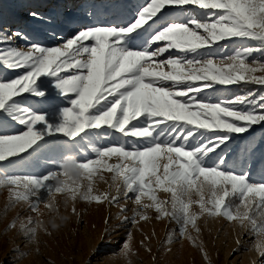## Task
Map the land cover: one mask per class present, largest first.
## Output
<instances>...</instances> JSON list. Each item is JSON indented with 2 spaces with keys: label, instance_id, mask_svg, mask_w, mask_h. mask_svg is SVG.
I'll return each mask as SVG.
<instances>
[{
  "label": "snow or ice",
  "instance_id": "obj_1",
  "mask_svg": "<svg viewBox=\"0 0 264 264\" xmlns=\"http://www.w3.org/2000/svg\"><path fill=\"white\" fill-rule=\"evenodd\" d=\"M169 9L179 10L184 19H165L153 28ZM30 15L39 18L38 13ZM22 36L19 31L0 33V43ZM137 37L142 38L139 46L133 43ZM234 37L255 40L258 46L234 50L223 64L198 52ZM158 42L163 46L154 47ZM169 49L184 55L169 56L166 61L157 59ZM257 51L264 52V0H149L129 21L84 27L60 47L32 44L27 52L12 49L10 60L0 59L6 60L8 67L24 68L25 72L15 79L0 80V110L25 130L0 134V172L5 173L0 176V185L12 186L9 193L13 203L30 201L33 209L42 191L50 194L67 190L73 199L80 193L85 200L118 202L119 196L93 194V176L103 168L113 173V180L122 181L125 198H129L128 193L134 194L141 208L154 207L160 216L175 220L181 233L189 224L196 225L192 204H198L201 213L223 214L242 226L247 222L255 228L253 208L264 214V183L252 182L247 173L224 170L226 154L218 155V162L212 166L206 164L233 134L246 133L264 122V94L247 93L207 102L199 99V93L215 84L264 86V75H254L264 72V64L253 67L248 63ZM188 53L195 55L188 59ZM70 69L76 74L61 75ZM42 75L53 78L61 95H74L68 100L70 107L43 111L33 105L22 106V94L45 97L37 83ZM102 129L142 138L147 146L98 147L93 149L94 159L76 157L69 148L61 157L62 163L55 165L62 171L48 170L45 175L6 174L2 167L20 154L50 149L45 138L56 133L74 141L82 138L81 134L87 135L86 130ZM113 156L118 163L109 164ZM161 159L166 160L162 166ZM72 169L79 170L75 179L70 176ZM60 175L65 179L60 180ZM82 178L88 183L81 185ZM157 189L172 194L171 210L158 198ZM193 193L199 199L194 200ZM142 197H148L151 203L144 204ZM230 197H238L240 204L231 208V200L226 203ZM136 215L147 218L142 211ZM136 215L131 217L133 222ZM32 223L31 218L21 222V229L34 233Z\"/></svg>",
  "mask_w": 264,
  "mask_h": 264
},
{
  "label": "rangeland",
  "instance_id": "obj_2",
  "mask_svg": "<svg viewBox=\"0 0 264 264\" xmlns=\"http://www.w3.org/2000/svg\"><path fill=\"white\" fill-rule=\"evenodd\" d=\"M55 1L57 4H54ZM147 2L149 0H50L46 11L50 5H55L57 11L46 15V21L64 24L55 29V38L44 41L43 33L30 26L43 21L42 12L38 20H27L20 16L14 24L7 21L15 11L23 12L32 8L35 0H0V33H23L22 37L0 43V57L10 60L12 49L27 52L32 44L60 47L66 43L67 38L84 27L125 23ZM70 7L72 12L65 15ZM165 19L183 20L184 15L177 9H169L153 28ZM133 43L139 46L142 38H135ZM160 46H163V42L154 45ZM244 46L256 47L258 42L248 38H227L198 52L203 58L210 57L215 63L223 64L228 62L227 58L234 54V50ZM181 55L184 53L180 50L169 49L157 59L166 61L169 56ZM194 55L188 53L187 58L192 59ZM6 60L0 59V80L15 79L24 74V68L12 69L7 66ZM248 63L253 67L264 64V52H255L248 58ZM74 74L75 70L71 69L61 73L65 76ZM254 75L261 76L264 72L257 71ZM37 83L45 92V97L22 94V106L33 105L43 111L71 106L68 100L74 98V95H61L54 87L51 76L42 75ZM194 83L199 85L201 82ZM247 93L264 94V86L244 82L227 86L215 84L213 88L201 91L199 99L217 102ZM16 99L20 101L19 97ZM23 130L22 125L0 110V134H17ZM86 131L87 135L81 134L82 138L74 141L62 133L46 137L50 149L20 154L2 167L6 174L45 175L48 170L62 171L55 165L62 163L61 157L69 148L76 157L94 159L93 149L98 147L121 144L129 148L133 144L141 148L147 146L142 138L125 137L112 129ZM189 142L195 143L191 138ZM222 154L227 157L224 170L247 173L252 182L264 183V122L253 125L246 133L233 134L226 146L221 145L216 154H211L206 166L218 162L217 156ZM108 163H118L117 157H111ZM164 163L166 160L161 159V166ZM3 174L0 172V176ZM78 175V169L71 170L72 179ZM64 179L60 175V180ZM80 183L85 185L88 181L82 178ZM10 187L0 185V264H264V214L258 207L253 208V218L257 221L253 228L247 222L242 226L223 214L201 213L199 205L192 204L190 210L197 214L196 225L193 227L189 224L186 231L181 233L175 220L160 216L154 207L141 208L135 202L134 194L128 193L129 198H125L122 181L113 180V173L103 168L93 176V194L119 196L118 202L85 200L80 193L73 199L67 190L50 194L42 191L33 209L30 201L13 203L10 200ZM80 191L83 192L84 188L81 187ZM156 194L166 202L165 207L171 210L172 194L163 189H157ZM208 196L206 192L205 198ZM192 198L199 199L195 193ZM229 199L231 208L240 204L238 197L226 198V203ZM142 202L149 204L151 200L142 197ZM141 211L146 219L136 215ZM134 215L136 222L131 219ZM125 217L129 219L125 220ZM29 218L33 221L30 227L35 228L31 234L20 226L21 222L27 223Z\"/></svg>",
  "mask_w": 264,
  "mask_h": 264
},
{
  "label": "bare ground",
  "instance_id": "obj_3",
  "mask_svg": "<svg viewBox=\"0 0 264 264\" xmlns=\"http://www.w3.org/2000/svg\"><path fill=\"white\" fill-rule=\"evenodd\" d=\"M50 0H35V3L33 4V7L25 10V11H15V13L10 14L9 17L7 18V21L9 23L14 24L18 17L23 16L25 19L27 20H38L37 18H33L32 15H30V13H38L39 17H40V12H42L43 15V21L32 24L30 26H32L36 31H40L43 33V37L45 38L44 41H49L52 40L53 38H55V29L58 26H62L64 24L60 23V24H56L53 20H48L46 21V15H52L53 13H55L57 11L56 6L55 5H50L48 7V11H46V5L47 2H49ZM54 4H57V1H55ZM73 9H71V7L65 12V15H69L72 12ZM32 21H29V23ZM11 25V24H9Z\"/></svg>",
  "mask_w": 264,
  "mask_h": 264
}]
</instances>
